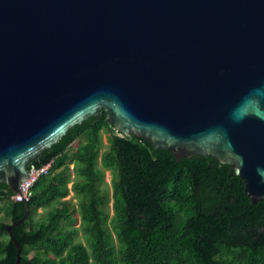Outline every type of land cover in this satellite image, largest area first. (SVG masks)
<instances>
[{
    "label": "water",
    "instance_id": "water-1",
    "mask_svg": "<svg viewBox=\"0 0 264 264\" xmlns=\"http://www.w3.org/2000/svg\"><path fill=\"white\" fill-rule=\"evenodd\" d=\"M102 112L264 200V0H0V183L20 194Z\"/></svg>",
    "mask_w": 264,
    "mask_h": 264
},
{
    "label": "trees",
    "instance_id": "trees-1",
    "mask_svg": "<svg viewBox=\"0 0 264 264\" xmlns=\"http://www.w3.org/2000/svg\"><path fill=\"white\" fill-rule=\"evenodd\" d=\"M103 129L109 143L101 153ZM80 137L84 141L67 157ZM47 162V172L29 188L27 215L11 227L21 247L18 264H264V200L251 204L228 164L199 155L177 162L141 137L114 132L104 112ZM105 170L111 175L110 216L108 195L98 187ZM70 189L80 194L84 242L75 238L76 227H59ZM12 194L0 183V213L8 223L24 211ZM6 224L0 220V264L15 259ZM31 247L42 253L28 256Z\"/></svg>",
    "mask_w": 264,
    "mask_h": 264
},
{
    "label": "rangeland",
    "instance_id": "rangeland-1",
    "mask_svg": "<svg viewBox=\"0 0 264 264\" xmlns=\"http://www.w3.org/2000/svg\"><path fill=\"white\" fill-rule=\"evenodd\" d=\"M101 146H100V152L102 153L104 150H106L108 148V130L106 129H103L101 130ZM84 141V137H80L78 139H76L68 148V152L66 153L67 157L70 156V153L73 149H75L80 143H82ZM99 163V161H98ZM73 165L74 163H70L69 164V169H70V179L72 180L74 177H75V174L72 173V168H73ZM110 172L105 170L104 171V175H103V181L100 182L98 184V187L100 189V193L101 194H104V195H108V202L107 204L104 206V210H108V216L111 215V209H110V205H111V200H110V197H111V185H110ZM71 186V181L67 183V187L70 188ZM79 196L80 194H77L75 195L73 193V191L70 189L68 190V194L63 198V199H66L68 200V206H67V218L65 220H60L59 222V227L60 226H64V227H69V226H72V227H76L78 229L77 231V234L75 236V238L77 240H80L81 242H84V235L82 233V231H80L79 229V225H80V217L78 215V212H77V204H78V199H79ZM37 213L41 214L43 213V209L39 208L37 209ZM34 217H38V215L34 216ZM0 220L1 221H4V222H9L8 218L5 217L2 213H0ZM108 222V220H107ZM106 229H108V223L106 224L105 226ZM114 237V236H113ZM115 242V240H114ZM41 250H37L33 247L29 248L28 249V252H27V255L28 256H31L32 254H41Z\"/></svg>",
    "mask_w": 264,
    "mask_h": 264
},
{
    "label": "built area",
    "instance_id": "built-area-1",
    "mask_svg": "<svg viewBox=\"0 0 264 264\" xmlns=\"http://www.w3.org/2000/svg\"><path fill=\"white\" fill-rule=\"evenodd\" d=\"M116 132V131H114ZM50 162L45 163L44 165L40 166L39 168L35 169L34 171L30 172V176L21 182L20 188L21 192L19 193H13L11 195V199L22 201L24 199H27L28 195L30 194L29 188L32 185L33 181L39 174H44L47 172Z\"/></svg>",
    "mask_w": 264,
    "mask_h": 264
}]
</instances>
